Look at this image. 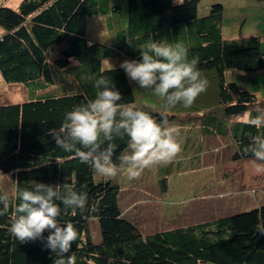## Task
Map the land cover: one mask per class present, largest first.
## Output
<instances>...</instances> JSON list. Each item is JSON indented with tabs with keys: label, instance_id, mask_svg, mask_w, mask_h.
Wrapping results in <instances>:
<instances>
[{
	"label": "trees",
	"instance_id": "1",
	"mask_svg": "<svg viewBox=\"0 0 264 264\" xmlns=\"http://www.w3.org/2000/svg\"><path fill=\"white\" fill-rule=\"evenodd\" d=\"M201 2L24 0L16 8L0 1V81L26 91L19 101L0 103V175L7 176L0 177V182L9 178L12 184V191L0 187V193L16 198L34 180L50 185L68 182L75 190L87 192L84 213L72 215L68 210L60 217L61 224L70 222L78 231L72 244L77 264H87L89 259L94 264H122L121 258L127 264H264V187L248 190L253 207L244 211L216 209L225 194H212L210 198L219 200L207 221L197 216L201 199L188 209L185 201L192 193L188 186L181 191L186 193L182 199L170 201L172 176L187 161L198 163L197 169H201L211 158L213 166L224 169L229 165L233 172L237 170L232 178L244 172L250 179L252 171L243 168L251 158L245 149L252 137L264 135V127L251 126L246 115L255 116L257 108L264 110V99L251 89L264 78L262 38H227L224 4L214 1L205 9L207 14L201 15ZM101 18L106 34L96 27L90 29L91 22ZM243 26L236 30L242 32ZM128 37L136 38L137 44L149 38L181 42L189 59L199 56L198 70L207 81L213 78L216 86L217 95L211 97L210 105L195 108L198 98L191 108L178 104L171 110L139 103L135 82L120 68L126 59L141 58L137 48L126 42ZM105 60L109 61L102 63ZM101 75L121 93V103H134L157 122L166 118L179 128L181 150L171 163L154 165L135 180H129L123 171L106 177L55 145L48 130L58 128L65 113L79 105L84 95L95 96L98 90L92 82ZM113 143L112 159L119 165V156L128 150V137ZM185 173L188 170L179 176ZM150 174L155 176L151 181L147 179ZM144 181L155 183L166 198L162 206L165 227L150 232L124 211L121 202L125 185ZM208 189L212 191V187ZM225 201L229 204L228 197ZM196 202L202 204L193 207ZM12 215L10 207L0 216V264H53L55 254L41 240L21 243L11 234ZM43 235L46 238L49 232Z\"/></svg>",
	"mask_w": 264,
	"mask_h": 264
},
{
	"label": "clouds",
	"instance_id": "2",
	"mask_svg": "<svg viewBox=\"0 0 264 264\" xmlns=\"http://www.w3.org/2000/svg\"><path fill=\"white\" fill-rule=\"evenodd\" d=\"M128 37L130 47L140 52L138 60H124L120 68L140 89L149 90L165 101L166 110L178 104L191 108L206 91L208 81L198 70L199 56L189 59L188 49L181 43H169L149 38L137 44ZM109 60H105L107 62ZM97 89L94 97L84 95L82 102L65 113L58 128L48 130L55 145L64 152L73 153L81 163H87L94 173L116 176L120 171L129 180L139 179L154 165L168 164L179 154V128L166 118L157 122L153 116L134 103H121L122 95L103 75L92 82ZM248 123L257 129L264 127V110L257 108ZM128 137L127 151L119 156V165L113 162L114 139ZM107 144L102 148V145ZM249 164L256 172L264 171V135L252 137L245 149ZM31 187L19 190L16 198L0 193V216L13 210L11 234L21 243L41 240L45 249L54 253L53 264H77L72 244L78 231L72 223H60L62 211L84 213L88 194L77 191L68 182L50 185L31 181ZM18 201V202H17ZM49 235L45 238L44 232ZM264 234V232H261ZM122 259V264L127 261ZM87 264H94L92 259Z\"/></svg>",
	"mask_w": 264,
	"mask_h": 264
},
{
	"label": "rangeland",
	"instance_id": "3",
	"mask_svg": "<svg viewBox=\"0 0 264 264\" xmlns=\"http://www.w3.org/2000/svg\"><path fill=\"white\" fill-rule=\"evenodd\" d=\"M1 1V0H0ZM6 4L15 6L18 8L22 1L24 0H3ZM226 2V5L232 6L234 8H242L239 10V14L236 15V20L239 22H242L247 18V0H202L201 3V9L199 8V12L201 15L207 14L206 8L208 5H211L213 2ZM249 11H252V16H255L254 13L255 7H252V9H249ZM123 18H125V15H122ZM112 20L114 18L110 19L108 22V26L110 25V30L112 28ZM258 20V19H257ZM92 26L90 29H94L95 27L97 30H99L102 34L104 33L103 24L105 23V20L103 18L100 19V21L91 22ZM260 23V22H259ZM121 25V24H120ZM123 26V25H122ZM261 26L264 27V24H261ZM236 29V27H235ZM247 29V21L244 24L243 31H246ZM95 31V30H93ZM111 32V31H110ZM109 36V35H108ZM0 78L1 74H0ZM209 79V78H208ZM71 80V79H70ZM136 92L138 93L137 99L139 103L143 104L144 106L151 107V108H157V109H163L164 108V100H162L160 97L155 96L153 92L147 93L144 91V89H140L137 84H133ZM26 91L23 88L15 87V86H9L4 84L2 81H0V103L3 101H19L22 98L25 97ZM217 95L216 94V86L213 84V81L208 80V87L205 92H203L198 99L200 100V103L198 105H194L195 108L201 109V104H204L205 106L210 105V102L212 96ZM197 102V101H196ZM17 103V102H14ZM198 106V107H197ZM182 117H186V114H183ZM182 118V119H183ZM214 159H208L206 163H204V167L201 169H197L199 164L192 161H187L182 163L180 171H177L172 176V182L173 185H169V187H172L171 190V197L170 201H176L182 199V194H186L181 191L186 190V186L192 190V193H188V197L186 199V204L188 205V209H190V206L192 203H194L195 200H200L203 202L198 203L196 202L192 206H197L198 204H202L199 206L200 210L197 213V216L200 220L207 221L211 220L212 218V212L215 211V203L218 202L219 198L216 200V198H210L209 196H212V194L215 193H223L222 199L226 200V197H228V202L231 208H233L236 211H244L251 209L253 207V201L251 196H249L248 193H250L249 189H255L264 187V175L262 173L255 174L250 179L247 178V175L243 172L240 175H237V177L232 178L231 174H236L237 170L234 172L229 167V165H225V168L218 167L214 164ZM184 170H188L189 173H185L183 176H179L180 172H184ZM195 170V171H192ZM239 172H241L239 170ZM230 174V176L228 175ZM1 178H5L7 176L0 175ZM185 177H187V181H185ZM155 178L154 175L150 174V176L147 179L153 180ZM169 179V178H168ZM178 179L180 181H178ZM170 180V179H169ZM192 180V181H191ZM149 181V182H150ZM187 184V185H186ZM212 187V191H208L209 186ZM0 187L3 188L6 192L12 191V184L11 180L8 179H2L0 182ZM165 194H163V191L160 187L156 186L155 183H147V181L144 182H131L129 185L124 186V190L121 193V202L123 209L126 213H131V217L135 220V222L144 230L146 231H154L156 228L161 229L162 227H165V224L162 222L164 213L163 208L164 207V200L166 199ZM227 195V196H226ZM248 195V196H247ZM185 198V197H184ZM202 198H208L207 200H204ZM185 200V199H183ZM210 200V201H209ZM223 200L220 202L221 205H226L227 202ZM206 201V202H205ZM225 201V202H224ZM241 204V205H240ZM194 210V209H193ZM190 212V211H188ZM205 218H203V216ZM208 215V216H207ZM93 225L95 227V223L93 222ZM154 226V227H153ZM93 238L97 240V230L96 227L93 228Z\"/></svg>",
	"mask_w": 264,
	"mask_h": 264
},
{
	"label": "crops",
	"instance_id": "4",
	"mask_svg": "<svg viewBox=\"0 0 264 264\" xmlns=\"http://www.w3.org/2000/svg\"><path fill=\"white\" fill-rule=\"evenodd\" d=\"M202 3V2H201ZM222 4L225 6V14H224V20L225 24L228 26L227 29V38L231 39H237L241 40L244 38H248L251 36H260L262 38V45L264 44V27L261 26V24H264V0H247V18L242 22H239L236 20V15H238L239 10L242 8H234L232 6H227L226 2L222 1ZM207 7H210L208 5ZM252 7H255V16H252V11L250 12L249 9H252ZM258 19V20H257ZM247 21V29L246 31L239 32L235 29V27L241 26V24H245ZM260 22V23H259ZM244 28V26H243ZM225 29V30H226ZM230 29V30H229ZM210 78V77H208ZM210 81H214L213 78L208 79ZM264 78L259 80V85L256 89L255 87H251L252 90H255L259 97L264 99V87H261V83L264 84ZM244 120H247V117H245ZM243 168H247L250 171H252V176L255 174H260L262 172H256L252 166L249 164V162H246ZM225 202V201H224ZM222 207H231L228 203L226 205H220L216 209L222 208Z\"/></svg>",
	"mask_w": 264,
	"mask_h": 264
}]
</instances>
